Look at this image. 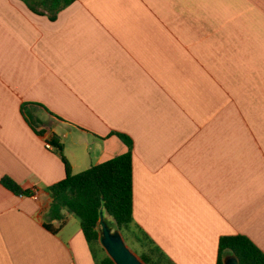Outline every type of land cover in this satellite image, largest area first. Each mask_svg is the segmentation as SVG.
Instances as JSON below:
<instances>
[{
	"label": "crops",
	"instance_id": "crops-1",
	"mask_svg": "<svg viewBox=\"0 0 264 264\" xmlns=\"http://www.w3.org/2000/svg\"><path fill=\"white\" fill-rule=\"evenodd\" d=\"M64 3L0 0V264H96L74 216L46 228L52 137L74 175L131 141L134 224L173 264L264 253V0Z\"/></svg>",
	"mask_w": 264,
	"mask_h": 264
},
{
	"label": "trees",
	"instance_id": "trees-1",
	"mask_svg": "<svg viewBox=\"0 0 264 264\" xmlns=\"http://www.w3.org/2000/svg\"><path fill=\"white\" fill-rule=\"evenodd\" d=\"M72 2L73 0H65L64 4ZM22 109L25 111V106ZM120 137L129 147L127 153L75 175L63 155L59 140L56 137L50 139V144L65 165L66 174L62 181L46 189L52 200L50 214L59 222L57 228H46L56 234L67 223L63 212L74 216L80 223L81 232L90 246L96 264H114L99 244L98 223L102 211L122 235L129 234L141 244L143 252L139 257L145 264H173L148 235L134 224L132 147L128 138ZM1 182L16 195L29 196L31 193L30 190H22L9 178H4ZM227 253H232L239 264H264V253L244 236L222 237L216 264H224L223 257Z\"/></svg>",
	"mask_w": 264,
	"mask_h": 264
},
{
	"label": "water",
	"instance_id": "water-1",
	"mask_svg": "<svg viewBox=\"0 0 264 264\" xmlns=\"http://www.w3.org/2000/svg\"><path fill=\"white\" fill-rule=\"evenodd\" d=\"M99 244L114 264H145L126 244L122 233L112 225L101 211L98 223ZM224 264H239L238 259L227 253Z\"/></svg>",
	"mask_w": 264,
	"mask_h": 264
},
{
	"label": "rangeland",
	"instance_id": "rangeland-1",
	"mask_svg": "<svg viewBox=\"0 0 264 264\" xmlns=\"http://www.w3.org/2000/svg\"><path fill=\"white\" fill-rule=\"evenodd\" d=\"M108 220L111 221L110 218H108ZM124 240L127 244V246L135 253L137 254V256H139L142 252L143 249L141 247V244L138 243L136 240H134L129 234H124L123 235Z\"/></svg>",
	"mask_w": 264,
	"mask_h": 264
},
{
	"label": "built area",
	"instance_id": "built-area-1",
	"mask_svg": "<svg viewBox=\"0 0 264 264\" xmlns=\"http://www.w3.org/2000/svg\"><path fill=\"white\" fill-rule=\"evenodd\" d=\"M49 141H50V139L47 138V139H46V148H47L48 150H53L54 148L52 147V145L50 144ZM30 191H31V193H30L29 196H22V195H21V197H29V198H31V199L37 201V200H38V197H39V192H38L36 189L30 190Z\"/></svg>",
	"mask_w": 264,
	"mask_h": 264
}]
</instances>
